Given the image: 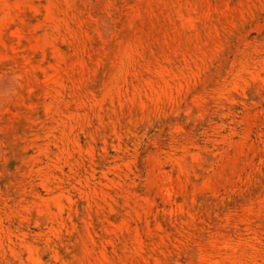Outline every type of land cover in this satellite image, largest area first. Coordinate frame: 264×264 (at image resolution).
Segmentation results:
<instances>
[{
    "label": "rangeland",
    "instance_id": "rangeland-1",
    "mask_svg": "<svg viewBox=\"0 0 264 264\" xmlns=\"http://www.w3.org/2000/svg\"><path fill=\"white\" fill-rule=\"evenodd\" d=\"M0 264H264V0H0Z\"/></svg>",
    "mask_w": 264,
    "mask_h": 264
}]
</instances>
